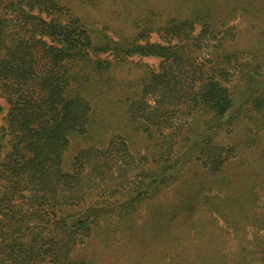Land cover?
Wrapping results in <instances>:
<instances>
[{"label": "trees", "instance_id": "1", "mask_svg": "<svg viewBox=\"0 0 264 264\" xmlns=\"http://www.w3.org/2000/svg\"><path fill=\"white\" fill-rule=\"evenodd\" d=\"M70 1L0 0V96L8 104L0 127V264H84L74 250L102 217L115 215V229L134 234L141 202L176 178L170 199L147 204L153 236L178 242L195 229L207 248L192 256L185 238L168 264H253L246 245L232 259L210 247L222 240L203 230L217 215L236 237L250 217L264 224L251 188L264 184V0H166L167 9L154 4L132 19L134 35L119 40L70 17ZM152 32L161 41H151ZM103 53L118 62L133 55L160 61L122 77ZM240 88L250 99L236 104ZM110 93L123 98V115L147 152L155 146L152 126L170 139L160 153L168 163L142 168L129 184L124 171L136 156L120 135L102 148L80 147L64 169L72 137L87 132L95 103ZM192 162L199 167L185 175ZM203 211L210 216L200 221ZM251 247L264 257V236Z\"/></svg>", "mask_w": 264, "mask_h": 264}, {"label": "rangeland", "instance_id": "2", "mask_svg": "<svg viewBox=\"0 0 264 264\" xmlns=\"http://www.w3.org/2000/svg\"><path fill=\"white\" fill-rule=\"evenodd\" d=\"M166 2V0H98L95 7L80 4L77 0H71L67 3L66 10L71 15L70 17L79 18L80 23L86 29L102 32L111 39L119 40L122 37L130 38L134 35L136 29L133 27L132 19L143 15L154 4H157L162 9H167ZM42 16L46 17L44 13ZM59 19L61 24H66L69 21L64 16H60ZM150 40L154 42L161 41L155 32L151 33ZM100 57L115 62L114 72L122 77L140 75L147 68H156L160 61L157 57L139 55L129 56L124 62L115 61L114 57L108 53L100 54ZM248 86H251V94H253L252 92L257 88L256 84H249ZM242 90L240 88L237 96H235L236 104L239 102L244 103L250 99L248 94ZM99 99L100 97L90 112L87 132L76 134L72 137V141L64 156L65 170H69L71 159L80 147L93 145L102 148L116 135H120L126 141L128 149L136 156V161H132V164L126 167L124 171L127 184L138 179L142 168H149L155 171L168 163L167 153L164 155L160 154L170 142L169 137L165 136L163 131L161 133L153 126L150 128V132L153 133L156 139L152 152H147L145 144L133 135V121L123 115V98L110 93L102 95L101 99ZM0 105L3 107V111L0 114V127H2L5 125L4 116L7 112L8 104L1 96ZM194 119L193 117L190 119L189 128L196 126ZM183 139L186 140L185 138ZM224 139L225 131L222 128L216 140L221 143ZM184 142L182 140L172 146L181 148ZM143 155L147 156L144 157L147 163L140 165L137 160ZM198 163L185 164L184 174L186 175L193 169L198 168ZM179 179L176 178L161 186L153 196L141 202L138 209L134 212L136 224V232L134 234L121 233L120 229H115L114 226L117 224L115 223V215L104 216L99 220L98 225L93 228L91 235L88 238H84L85 241L76 247L74 250L75 257L83 259L84 264H168L171 255L175 254L174 251L182 248V241L185 238L188 239L186 252L194 256V251L197 250V247L207 245V239L197 238V236H202V232L192 229L188 235H185V238H176L178 242H170L168 241L169 238L167 241L155 238L153 235H155L156 227L147 209V204L152 202L158 204L160 201L163 202L170 199L172 191L179 183ZM251 188L256 191L255 209L264 211V184L251 186ZM207 216H210L208 212L203 211L197 218L203 221ZM253 221L254 219L250 217L247 221L248 223L245 224L244 235L236 237L233 227L224 223L225 221L217 215L214 220H206L207 225L203 232L205 234L212 233L219 240H222V242L214 241L209 246L221 248L232 259L236 256L240 246L246 245L245 253L248 259L253 258V264H264L263 256L256 259V254L251 252L254 238L264 236V224H254L252 223ZM173 233L175 236L179 234L174 231ZM167 235L169 234L167 233ZM169 243L175 244V248H172L173 251L170 249ZM188 264H198V262L190 261ZM231 264L236 263L232 261Z\"/></svg>", "mask_w": 264, "mask_h": 264}]
</instances>
